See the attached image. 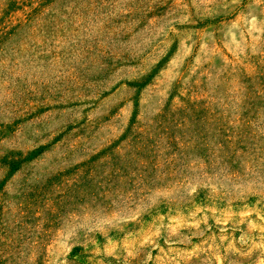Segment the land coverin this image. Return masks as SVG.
Returning <instances> with one entry per match:
<instances>
[{"label":"rangeland","instance_id":"obj_1","mask_svg":"<svg viewBox=\"0 0 264 264\" xmlns=\"http://www.w3.org/2000/svg\"><path fill=\"white\" fill-rule=\"evenodd\" d=\"M0 264H264V0H0Z\"/></svg>","mask_w":264,"mask_h":264}]
</instances>
